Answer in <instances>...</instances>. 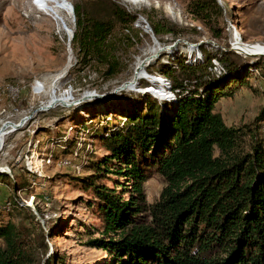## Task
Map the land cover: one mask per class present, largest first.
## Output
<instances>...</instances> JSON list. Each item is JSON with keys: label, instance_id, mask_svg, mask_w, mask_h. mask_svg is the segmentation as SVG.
Segmentation results:
<instances>
[{"label": "rangeland", "instance_id": "rangeland-1", "mask_svg": "<svg viewBox=\"0 0 264 264\" xmlns=\"http://www.w3.org/2000/svg\"><path fill=\"white\" fill-rule=\"evenodd\" d=\"M191 1L117 0L137 18L112 34L119 72L110 77L104 75L107 65L77 59L73 36L79 0H65L68 8L53 0H0V126L27 117L2 135L0 173H7L15 187L0 182V207L16 198L21 210L3 218L26 227L25 236L31 234L35 244L40 237L37 227L43 228L45 257L51 254L58 264L111 263L106 250L89 244L102 233L82 182L89 175L84 163L88 155L105 153L95 133L103 135L131 110L144 107L143 89L153 87L169 97L174 93L167 87L170 78L157 70L158 63L177 67L182 60L199 67L205 61L206 71L217 78L223 72L221 50H233L249 61V73L241 82H232L237 86L234 94L219 98L215 109L227 125H239L254 120L264 105V56H257L261 50L255 49H264V0H216V10L206 20L191 13ZM161 48L158 57L145 61L143 68L150 76L142 72L145 78L112 93L133 79L145 57ZM260 58L263 64L256 67ZM51 93L70 96L66 105L41 109ZM86 94L90 95L82 99ZM101 94L104 98L98 97ZM261 126L264 132V122ZM104 182L131 189L127 177L112 176ZM163 186V178L153 174L144 184L146 201H155Z\"/></svg>", "mask_w": 264, "mask_h": 264}, {"label": "trees", "instance_id": "trees-1", "mask_svg": "<svg viewBox=\"0 0 264 264\" xmlns=\"http://www.w3.org/2000/svg\"><path fill=\"white\" fill-rule=\"evenodd\" d=\"M189 6L206 20L216 0ZM74 11L77 59L107 65L104 75L113 77L119 71L112 34L137 13L117 0H79ZM220 53L217 78L205 61L199 67L182 60L177 67L158 63L170 78L173 103L145 92L141 110H131L103 135L95 133L105 153L88 155L89 175L82 182L102 235L89 244L106 250L110 264H264V105L251 122L225 123L216 102L234 94L232 82L247 76L249 61L233 50ZM153 174L164 186L148 203L144 184ZM112 176L130 178L131 189L107 185L104 179ZM3 181L14 184L5 172ZM19 210L16 198L0 207V264H58L51 254L45 257L43 228L37 227L35 244L26 227L3 218Z\"/></svg>", "mask_w": 264, "mask_h": 264}, {"label": "water", "instance_id": "water-1", "mask_svg": "<svg viewBox=\"0 0 264 264\" xmlns=\"http://www.w3.org/2000/svg\"><path fill=\"white\" fill-rule=\"evenodd\" d=\"M71 8H72V6H71ZM162 49H163V48L159 49L154 55H151V56L145 57V58L141 61V63H139V65L136 67V69H135V71H134V77H133L134 79L139 75V73H142V72H143V74H145V75H147V76H150L149 74H147V73L144 71V68H143V67H144L145 61H150L152 58H154V57H158L159 54H160V51H161ZM232 49L236 50L234 47H232ZM236 51H237V50H236ZM238 52H239V51H238ZM239 53H240V52H239ZM143 76H144V75H143ZM133 81L135 82V80H133ZM131 84H132V82L129 81V80H128V81H124V82L121 83L119 86H117V87L112 91V93H114V92H118V91H121V90H124L125 88H127V87H129V86H132ZM133 85H134V83H133ZM167 87H168V89H170V86H167ZM150 88H151V87H150ZM143 91H144V92H149V93H151L152 95H154V96H155L156 98H158V99H167V98L175 99L173 93L171 94V97L166 96V95H163V96H161V97H158V96H156L153 92H151V90H150L149 88L144 89ZM89 95H90V94H86V95H84V96L82 97V99L88 97ZM98 97H102V98H104V95L101 94V95H98ZM61 103L64 104V105H66V103H63V101H62ZM53 105H54L53 103H48L46 106L42 107L41 109H48V108H51ZM25 119H27V117L22 118L18 124H15V123L10 122V121H5V122L2 123V125L0 126V130L4 129V128L10 126V125H14V129H17L18 127L21 126V124L24 122ZM1 144H2V143H0V148H1V146H2Z\"/></svg>", "mask_w": 264, "mask_h": 264}, {"label": "bare ground", "instance_id": "bare-ground-1", "mask_svg": "<svg viewBox=\"0 0 264 264\" xmlns=\"http://www.w3.org/2000/svg\"><path fill=\"white\" fill-rule=\"evenodd\" d=\"M132 2H138L139 0H131ZM53 2L54 3H56L57 5H59L60 7H66L67 6V4L65 3V0H53ZM69 6H67V8H68ZM238 44V42H236V44H235V46ZM241 48V47H240ZM242 48H244V47H242ZM255 49L256 50H261V51H259V55L260 54H262V55H264V49H262V48H258V47H255ZM258 53V52H257ZM134 77V76H133ZM141 78H145V77H142V75H141V73H139V75L134 79H132V80H129V81H131L132 82V84L131 85H133V83L135 84L136 83V81L137 82H139L140 81V79ZM133 80H135V82L133 81ZM150 80V79H149ZM153 82H155L154 81V79L152 78L151 79ZM162 86V85H161ZM131 86H129V87H127V88H125L124 90H127L128 88H130ZM165 87V86H164ZM147 89V88H146ZM149 89L150 90H152L153 91V87H152V89L149 87ZM155 89V88H154ZM161 88H159L158 90H160ZM144 90V89H143ZM141 91V92H144V91ZM162 90V89H161ZM160 90V91H161ZM151 91V92H152ZM145 93V92H144ZM153 93L156 95V96H158V97H161V96H163V93H161V92H156L155 90L153 91ZM68 96H70V94L69 93H65V94H61V95H56L55 93H51V99H50V102L49 103H53L54 105L55 104H57V103H61L62 101H63V103H67V100H68ZM168 96V95H167ZM8 127H10V128H8ZM8 127H6V128H4V129H2V130H0V143H2L3 144V140H2V135L3 134H5V133H8V132H11L12 130H14V125H10V126H8ZM5 129H7V130H5ZM1 144V145H2Z\"/></svg>", "mask_w": 264, "mask_h": 264}, {"label": "built area", "instance_id": "built-area-1", "mask_svg": "<svg viewBox=\"0 0 264 264\" xmlns=\"http://www.w3.org/2000/svg\"><path fill=\"white\" fill-rule=\"evenodd\" d=\"M260 55H262V54H260ZM260 55H257V56H260ZM264 56V55H263Z\"/></svg>", "mask_w": 264, "mask_h": 264}]
</instances>
